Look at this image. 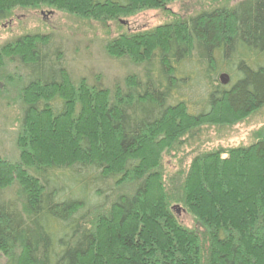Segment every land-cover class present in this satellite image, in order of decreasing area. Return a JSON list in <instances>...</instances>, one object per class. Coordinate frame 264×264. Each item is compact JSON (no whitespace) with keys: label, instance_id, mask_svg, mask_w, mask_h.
Returning <instances> with one entry per match:
<instances>
[{"label":"trees","instance_id":"obj_1","mask_svg":"<svg viewBox=\"0 0 264 264\" xmlns=\"http://www.w3.org/2000/svg\"><path fill=\"white\" fill-rule=\"evenodd\" d=\"M173 1L0 0V23L14 9L45 7L106 24ZM178 20L108 42V52L142 69L113 97L83 80L76 88L48 36L0 52V64L23 72L14 82L22 159L0 158L7 264H264V134L225 159L194 160L182 195L198 229L178 224L156 170L195 128L264 106V0ZM127 182L133 195H117Z\"/></svg>","mask_w":264,"mask_h":264},{"label":"rangeland","instance_id":"obj_2","mask_svg":"<svg viewBox=\"0 0 264 264\" xmlns=\"http://www.w3.org/2000/svg\"><path fill=\"white\" fill-rule=\"evenodd\" d=\"M245 1L177 0L167 4L163 10L145 9L106 24L51 8H18L0 23V52L19 38L48 36L61 51L68 75L76 88L83 80L89 86L107 89L113 97L117 87L124 88L127 78L140 74L142 69L130 59L108 52V42L122 34L148 32L178 19L189 20L203 12L234 8ZM21 76L23 72L17 63L4 59L0 64V158L14 165L22 159V147L17 142L22 130V104L20 87L15 85ZM261 134H264V106L233 122L205 123L186 136L181 146L178 144L161 155L156 170L162 176L169 209L179 225L189 230L200 227L182 195L190 181L188 178L194 160L206 154H221L225 159L232 150L255 144ZM127 183L118 189L117 195H133L135 185ZM15 189L4 192L10 195L16 193ZM100 214L91 217L89 228L97 224ZM0 264H7L1 253Z\"/></svg>","mask_w":264,"mask_h":264},{"label":"water","instance_id":"obj_3","mask_svg":"<svg viewBox=\"0 0 264 264\" xmlns=\"http://www.w3.org/2000/svg\"><path fill=\"white\" fill-rule=\"evenodd\" d=\"M220 83L223 86H227L230 83V79H229L228 75L222 74L220 76Z\"/></svg>","mask_w":264,"mask_h":264}]
</instances>
